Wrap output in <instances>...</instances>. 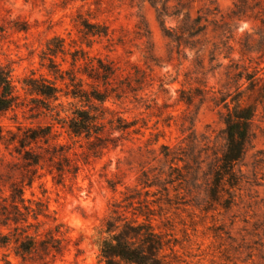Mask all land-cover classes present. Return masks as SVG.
<instances>
[{"label":"rangeland","instance_id":"374dc122","mask_svg":"<svg viewBox=\"0 0 264 264\" xmlns=\"http://www.w3.org/2000/svg\"><path fill=\"white\" fill-rule=\"evenodd\" d=\"M240 1L169 0L164 29L149 0H0V60L21 102L0 116V207L11 203L12 186H22L27 205L48 208L47 217L28 222L60 247L25 258L13 245L0 247V264H105L103 223L119 225L141 211L169 240L164 253L175 264H264V99L233 175L215 181L226 148L221 98L236 89L243 64L260 69L256 88L264 87L259 8ZM187 11L201 14L206 28L179 43L166 33L187 28ZM84 19L108 26L109 35L84 37ZM54 36L112 62L118 79L131 81L121 101L109 102L135 123L129 133L107 130L104 143L75 137L32 101L23 81L47 75L41 53ZM51 124L52 137L35 146L42 165H28L10 132Z\"/></svg>","mask_w":264,"mask_h":264},{"label":"trees","instance_id":"16d2710c","mask_svg":"<svg viewBox=\"0 0 264 264\" xmlns=\"http://www.w3.org/2000/svg\"><path fill=\"white\" fill-rule=\"evenodd\" d=\"M149 1L155 7L162 26L167 29L165 19L169 16V0ZM252 1L253 4L248 6L253 10L259 8L254 17L261 23V28H264V8L261 1ZM240 2L247 5L245 0ZM240 6L235 2V7ZM180 13L177 10L174 14L179 16ZM202 19L201 14L192 17L187 11L183 14V22L187 28L181 26L177 34L165 30L166 35L179 43L185 32L191 36L199 35L206 28ZM80 32L86 38L106 37L110 33L108 26L87 19L81 21ZM261 36L264 38L263 33ZM90 43L87 42L88 47H91ZM71 47H67L65 38L61 36H54L48 41L41 53V65L47 70V75L36 76L32 73L23 81L26 90L33 96L32 101L51 112L56 123L75 137L104 143L107 140L104 137L107 130L129 133L135 123L122 116L109 102L121 101L127 90L132 88L131 81L119 80L118 68L112 62L92 56L83 46ZM251 61L252 59L249 60ZM240 67L233 76L236 89L220 100L226 108V148L215 173V181L218 183L225 175H233L236 163L246 152L253 137L252 123L258 104L264 99V87L256 88L257 82L262 79L258 75L260 69L255 66L249 70L250 66L246 64ZM11 73V69L0 60V116L21 104ZM250 95H254V98L251 99ZM186 101L190 103V100ZM53 126L54 124L43 128L19 127L17 132H10L9 144H15L14 148L28 165L39 167L44 156L35 150V146L52 137ZM32 183L33 179H30L28 185ZM10 198V204L0 207V247L13 245L15 254L22 258L39 249L45 253L58 252L60 247L55 244L57 239L49 232L50 235L43 238L38 222L35 225L28 222L29 217L36 221L40 216L47 217V206L42 201H37L35 207L27 205L29 200L24 197V188L19 185L12 186ZM140 216L144 218L140 220ZM31 227L36 229L33 233L29 232ZM4 228L8 231L5 232ZM101 233L105 236L99 242L100 259L105 264H175L164 253L169 247V240L155 229L149 212H138L134 220H125L119 225L107 220L103 223Z\"/></svg>","mask_w":264,"mask_h":264}]
</instances>
